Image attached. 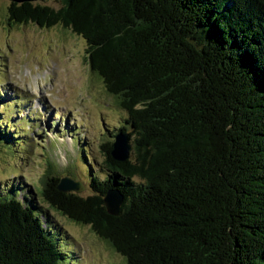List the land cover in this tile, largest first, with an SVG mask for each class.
<instances>
[{
	"label": "trees",
	"instance_id": "trees-1",
	"mask_svg": "<svg viewBox=\"0 0 264 264\" xmlns=\"http://www.w3.org/2000/svg\"><path fill=\"white\" fill-rule=\"evenodd\" d=\"M56 1L10 0L8 13L84 40L131 147L120 160L104 141L89 194L59 190L50 169L36 193L124 264H264V0ZM33 193L0 185V264H68Z\"/></svg>",
	"mask_w": 264,
	"mask_h": 264
},
{
	"label": "rangeland",
	"instance_id": "rangeland-1",
	"mask_svg": "<svg viewBox=\"0 0 264 264\" xmlns=\"http://www.w3.org/2000/svg\"><path fill=\"white\" fill-rule=\"evenodd\" d=\"M9 2L0 0V119L15 135L11 145L0 138L5 146H0L1 188L13 180L34 192L36 203L59 227L56 236L68 264H124L89 225L50 208L36 192L50 169L85 182L80 193L89 194L87 170L91 166V173L103 177L101 145L113 141L119 128L130 130L127 113L89 69L80 36L58 24H15Z\"/></svg>",
	"mask_w": 264,
	"mask_h": 264
},
{
	"label": "water",
	"instance_id": "water-1",
	"mask_svg": "<svg viewBox=\"0 0 264 264\" xmlns=\"http://www.w3.org/2000/svg\"><path fill=\"white\" fill-rule=\"evenodd\" d=\"M23 1V0H13ZM131 144L128 142L127 134L117 132L114 135L112 154L116 159H125L129 156ZM83 184L80 181H74L70 177H61L58 183V189L61 191L69 192H81L83 190ZM112 195V196H110ZM107 211L116 215L119 205L121 203V196L116 191H109L103 198Z\"/></svg>",
	"mask_w": 264,
	"mask_h": 264
}]
</instances>
